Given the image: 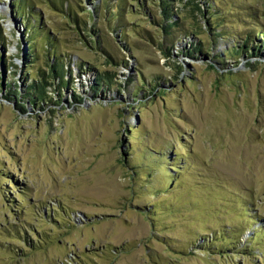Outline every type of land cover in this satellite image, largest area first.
Instances as JSON below:
<instances>
[{"label":"rangeland","instance_id":"1","mask_svg":"<svg viewBox=\"0 0 264 264\" xmlns=\"http://www.w3.org/2000/svg\"><path fill=\"white\" fill-rule=\"evenodd\" d=\"M161 1L0 0V264H264V0Z\"/></svg>","mask_w":264,"mask_h":264},{"label":"trees","instance_id":"2","mask_svg":"<svg viewBox=\"0 0 264 264\" xmlns=\"http://www.w3.org/2000/svg\"><path fill=\"white\" fill-rule=\"evenodd\" d=\"M18 1V0H16ZM189 3H195L194 0H190ZM15 4H12V14L14 16V18L19 22H21L22 26L27 29V31H29V29L31 28L30 26V21L29 19H27L29 16L25 13V10L22 6H14ZM195 8L199 10V8L197 7V4H195ZM161 10H162V19L163 22L165 24L164 28H163V32L165 36H168V38L171 36H173V32L179 27L178 26V22L176 20L173 19L172 16V8L169 4L168 0H163L161 1ZM65 12V16L66 19L68 20V22L73 25L76 30H79L78 28L80 26H82L80 24V20L77 19L73 14L70 15L71 13H66ZM25 15H27L25 17ZM32 17V15H31ZM84 23V22H83ZM85 25V23L83 24V26ZM22 27V28H23ZM38 29V27H37ZM40 29V28H39ZM34 30L35 32L33 33V35H37L39 33H41V31ZM79 32V31H78ZM25 42L27 44V55L25 58V63H29L30 59H34V52H33V47L30 44L29 41V37L26 36L24 37ZM166 54H170V49L166 48L165 50ZM63 65L61 64V62H56L53 61L52 64H47L46 69L47 70H40L35 72L34 74H32L31 79L32 81L28 84V86L25 89V96L28 98V100L32 99L35 101H44L46 99V95L47 92L49 91L50 87H53L52 81H55L56 79L60 82L61 86L65 85V78L67 77L65 76L66 72L63 70ZM29 72V69L25 70V74L27 75V73ZM95 81H97L100 84H105V85H111V83H113L112 81V77L108 76V74H103L101 75H97V78L95 79ZM1 83V80H0ZM7 87L10 86L8 84H6ZM100 86V85H99ZM63 88V87H62ZM11 92V91H9ZM9 100V98H6ZM11 100V99H10ZM31 102V101H29Z\"/></svg>","mask_w":264,"mask_h":264}]
</instances>
